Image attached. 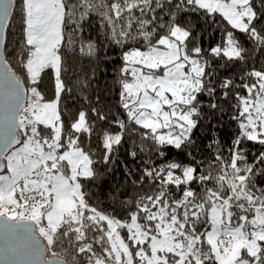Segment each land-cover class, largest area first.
<instances>
[{
  "label": "snow or ice",
  "instance_id": "6c2138e0",
  "mask_svg": "<svg viewBox=\"0 0 264 264\" xmlns=\"http://www.w3.org/2000/svg\"><path fill=\"white\" fill-rule=\"evenodd\" d=\"M0 264H264V0H0Z\"/></svg>",
  "mask_w": 264,
  "mask_h": 264
},
{
  "label": "trees",
  "instance_id": "16d2710c",
  "mask_svg": "<svg viewBox=\"0 0 264 264\" xmlns=\"http://www.w3.org/2000/svg\"><path fill=\"white\" fill-rule=\"evenodd\" d=\"M205 43H207V41H205Z\"/></svg>",
  "mask_w": 264,
  "mask_h": 264
}]
</instances>
